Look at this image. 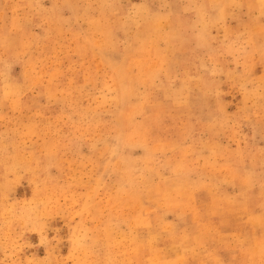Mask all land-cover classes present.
<instances>
[{"label": "rangeland", "instance_id": "1", "mask_svg": "<svg viewBox=\"0 0 264 264\" xmlns=\"http://www.w3.org/2000/svg\"><path fill=\"white\" fill-rule=\"evenodd\" d=\"M0 264H264V0H0Z\"/></svg>", "mask_w": 264, "mask_h": 264}]
</instances>
